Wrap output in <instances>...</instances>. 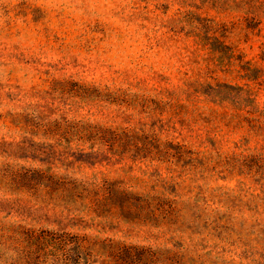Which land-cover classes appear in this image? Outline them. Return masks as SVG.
I'll list each match as a JSON object with an SVG mask.
<instances>
[{
    "label": "rangeland",
    "instance_id": "374dc122",
    "mask_svg": "<svg viewBox=\"0 0 264 264\" xmlns=\"http://www.w3.org/2000/svg\"><path fill=\"white\" fill-rule=\"evenodd\" d=\"M0 264H264V0H0Z\"/></svg>",
    "mask_w": 264,
    "mask_h": 264
},
{
    "label": "trees",
    "instance_id": "16d2710c",
    "mask_svg": "<svg viewBox=\"0 0 264 264\" xmlns=\"http://www.w3.org/2000/svg\"><path fill=\"white\" fill-rule=\"evenodd\" d=\"M212 30H213V32H212ZM212 30L209 31V33H207L206 35H202V38L200 39V41L202 44H205L207 46V48L208 47L210 48L212 46V44L214 43L215 48L212 49L213 53L223 54L224 51L223 50L220 51V45L217 43L218 41H216V39H215L216 33L214 32V29H212ZM254 80L251 79L248 82V84L245 86V88H243V90H241L242 95L238 99H240V100L242 99L243 101H246V102L248 101V103H250L249 101H251V100H254L255 102L257 101L259 95H257L256 91L257 92H259V91L255 90V86L252 85V82ZM222 96L223 95H219L220 98H222ZM55 123L58 124V126H59L58 129L60 131L64 132L65 136L63 137V139L66 142L68 148L72 149V147H74L75 145L80 146L84 142V138H82L81 136L86 131L83 129V127H79L76 125H74V126L66 125L65 127H63L59 124V122L56 121ZM142 132H145V131H142ZM131 134L132 135L134 134L133 131H131ZM127 135H130V133H127ZM116 137H118V134L116 135ZM121 149H122L121 143H119L118 140L113 141V155H117L118 157L119 156L125 157V156H123V154H126V152H123ZM180 150L182 151V148H180ZM110 152H112V149L110 150Z\"/></svg>",
    "mask_w": 264,
    "mask_h": 264
}]
</instances>
